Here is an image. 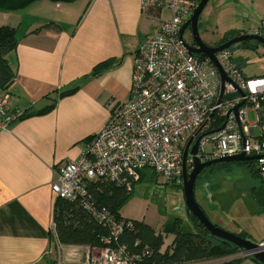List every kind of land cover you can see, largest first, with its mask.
<instances>
[{
    "label": "crops",
    "instance_id": "crops-1",
    "mask_svg": "<svg viewBox=\"0 0 264 264\" xmlns=\"http://www.w3.org/2000/svg\"><path fill=\"white\" fill-rule=\"evenodd\" d=\"M228 2L209 0L203 22L214 16L231 25L237 14ZM169 17L167 10L144 9L140 0H38L0 10V27L15 28L17 37L5 55L14 78L0 90L9 93L10 111H29L0 132V264L82 261L83 245L51 239V185L58 168L76 160L128 99L138 45Z\"/></svg>",
    "mask_w": 264,
    "mask_h": 264
},
{
    "label": "built area",
    "instance_id": "built-area-1",
    "mask_svg": "<svg viewBox=\"0 0 264 264\" xmlns=\"http://www.w3.org/2000/svg\"><path fill=\"white\" fill-rule=\"evenodd\" d=\"M140 2L144 9L167 10L170 17L162 20L154 33L138 45L128 99L85 143L76 160L58 168L51 185L56 198L77 201L106 231L101 238L103 245H85L82 261L77 264H154L148 261L152 251L147 244L136 239L130 247L119 241L124 233H136L133 220L98 203L90 186L102 180L129 192L140 172L146 169L162 176L165 183L179 186L183 150L188 140L192 138L194 143L198 136L224 122L221 130L200 140L199 159L258 156L251 162L257 176L264 180V76L244 75L234 59L232 46L224 48L214 55L227 78L221 92L220 75L213 62L204 54L189 53L178 39L181 25L196 2ZM249 32L264 38V20ZM9 100L7 90H0V132L25 112L23 107L10 111ZM242 100L244 104L236 116L232 109ZM249 111L254 112L253 121L249 120ZM188 157L191 159V155ZM50 230L52 239L57 241L53 221ZM255 243L257 246L247 251L238 248L234 256L251 259L264 252V227L262 239ZM55 264H62L59 258Z\"/></svg>",
    "mask_w": 264,
    "mask_h": 264
},
{
    "label": "rangeland",
    "instance_id": "rangeland-1",
    "mask_svg": "<svg viewBox=\"0 0 264 264\" xmlns=\"http://www.w3.org/2000/svg\"><path fill=\"white\" fill-rule=\"evenodd\" d=\"M66 4V3H65ZM230 6L237 16L230 17L229 26L215 23L214 16L203 22L202 12L198 21L199 35L208 45H216L219 41L230 38L243 30L250 31L264 20V0H229ZM247 13L244 18L243 12ZM188 42L191 40L189 30L183 34ZM234 59L239 63L242 73L248 77L264 76V46L254 41L249 43L238 42L232 45ZM250 121L255 119L254 112L249 111ZM210 144H207V148ZM192 162L187 159V163ZM213 166L211 175L205 182L194 185V196L202 206L210 220L220 227L244 234L252 242H258L263 237L264 207L256 206L250 188H260L262 178L253 176L250 170L238 163H229ZM257 175V173L255 172ZM261 181H260V180ZM127 198L119 206L118 211L122 217L148 224L156 234H161L163 244L161 252L171 251L173 234L164 232V226L179 217L184 229H190L185 221L186 210L184 195L181 187L172 183H165L162 176L150 169L142 173V177L133 183ZM80 246V245H79ZM240 256L227 257V260H238ZM243 262L253 264L250 259L242 258ZM226 259L216 258L208 260V264H224Z\"/></svg>",
    "mask_w": 264,
    "mask_h": 264
},
{
    "label": "trees",
    "instance_id": "trees-1",
    "mask_svg": "<svg viewBox=\"0 0 264 264\" xmlns=\"http://www.w3.org/2000/svg\"><path fill=\"white\" fill-rule=\"evenodd\" d=\"M38 0H0L1 11H18ZM53 3H70L75 0H49ZM197 2V1H196ZM248 31L235 33L237 36ZM230 37V38H231ZM229 39V37H228ZM227 38L219 41L216 45L225 42ZM249 43V41L244 42ZM17 45L16 29L9 26L0 27V89H7L14 78L5 55L12 52ZM64 93H69L64 92ZM61 93V94H64ZM26 109L20 117L28 115ZM40 113V112H38ZM253 176H257L254 170L253 162L249 166ZM141 176H142V172ZM260 180V179H259ZM261 181V180H260ZM90 191L98 203L108 207L115 214L120 215L118 208L129 194L125 189L114 186L113 184L97 180L90 186ZM254 203L256 206L264 207V180L260 183V188L253 189ZM190 220L186 222L190 229H184L182 220L175 217V220L164 226V232L173 234L171 251L161 252L163 239L161 234L156 232L146 223L135 221V234L124 233L119 241L132 247L136 239L141 244H147L152 251L148 259L154 264H208V260L216 258H225L224 264H242L243 259L227 260L237 251V246L224 243L213 236H209L207 230L201 225L193 215H189ZM52 220L55 224V236L60 244L83 245L99 247L102 244L101 238L106 234L104 227L93 220L90 215L81 207L77 201L56 198L53 206ZM50 234V232H49ZM52 234V232H51ZM238 235L246 238L244 234ZM53 235H51V239Z\"/></svg>",
    "mask_w": 264,
    "mask_h": 264
},
{
    "label": "water",
    "instance_id": "water-1",
    "mask_svg": "<svg viewBox=\"0 0 264 264\" xmlns=\"http://www.w3.org/2000/svg\"><path fill=\"white\" fill-rule=\"evenodd\" d=\"M209 0H198L196 5L193 7L185 21L182 23L181 28L178 32V39L181 41L182 45L187 49L191 54H204L206 55L216 66L218 73L221 79V92L223 90V84L227 81V78L215 59V53L221 51L224 48L231 47L232 45L238 42H256L264 46V38L257 33H242L237 36L227 39L225 42L219 45H208L202 41L199 35L198 30V21L199 18L206 7ZM186 30H189L191 34L192 42L189 43L183 38V34ZM241 95L242 93L239 92ZM221 97V95H220ZM220 99V98H219ZM244 101L242 100L239 104L235 105L232 109V112L237 116V111L239 107L243 106ZM264 119V118H262ZM226 122H224L220 127L215 128L207 133L201 134L198 136L194 143H192V138H190L185 145L182 156V190L184 195V204L186 210V216L190 220L189 215H193L197 221L203 225L207 230L209 236H213L219 240H222L224 243L232 244L240 248L242 251H247L252 248H255L257 244L250 241L248 238H244L234 232L228 231L217 223H214L210 220L209 216L205 211L198 205L195 196H194V183L198 174L209 166H214L220 163H233V162H243V161H253L258 158V156H244L243 154L226 156L223 158L212 159L202 162L197 156L198 145L200 140L207 134L215 133L221 130ZM191 155L192 169L187 173L186 161L188 156ZM253 264H264V252H259L250 259ZM242 264H250L243 262Z\"/></svg>",
    "mask_w": 264,
    "mask_h": 264
},
{
    "label": "flooded vegetation",
    "instance_id": "flooded-vegetation-1",
    "mask_svg": "<svg viewBox=\"0 0 264 264\" xmlns=\"http://www.w3.org/2000/svg\"><path fill=\"white\" fill-rule=\"evenodd\" d=\"M189 43H191L192 42V40H190V41H188ZM202 162H204V161H202ZM234 163H238V164H242V165H244L246 168H247V170L249 169V166L251 165V161H243V162H234ZM224 167H226V166H230V164L229 163H224V164H222ZM192 167H193V165H192V162H190V163H187V173H189L190 171H191V169H192ZM212 168H213V166H209V167H206L205 169H203L199 174H198V176H197V178H196V180H195V183H194V185H196V184H198V183H203V182H205V179L206 180H208L209 179V177H210V175H211V172H213L212 171ZM180 187H181V189H182V184L181 185H179ZM178 186V187H179ZM255 187H251L250 188V192H251V195H252V198H253V201H254V197H253V189H254ZM197 201V200H196ZM198 203V205L202 208V206L199 204V202H197ZM203 209V208H202ZM204 210V209H203ZM205 211V210H204ZM206 213V212H205ZM207 214V213H206ZM184 218V217H183ZM183 218H181V219H183Z\"/></svg>",
    "mask_w": 264,
    "mask_h": 264
},
{
    "label": "clouds",
    "instance_id": "clouds-1",
    "mask_svg": "<svg viewBox=\"0 0 264 264\" xmlns=\"http://www.w3.org/2000/svg\"><path fill=\"white\" fill-rule=\"evenodd\" d=\"M238 248V247H237Z\"/></svg>",
    "mask_w": 264,
    "mask_h": 264
}]
</instances>
